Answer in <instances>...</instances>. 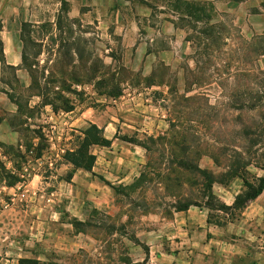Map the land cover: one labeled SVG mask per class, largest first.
I'll return each mask as SVG.
<instances>
[{
	"label": "rangeland",
	"instance_id": "1",
	"mask_svg": "<svg viewBox=\"0 0 264 264\" xmlns=\"http://www.w3.org/2000/svg\"><path fill=\"white\" fill-rule=\"evenodd\" d=\"M31 2L35 14L21 29L19 67L7 65L0 44V264H130L132 254L166 249V219L178 206L209 201L178 168L182 142H169L186 137L192 161L218 174L223 169L203 156L201 141L233 143L259 119L237 108L264 95V2ZM141 93L158 107L166 129L137 139L148 148L140 175L72 191L66 182L77 166L70 155L84 149L87 157V131L93 141L100 138L89 123L105 129L112 122L123 137L120 120L130 104L119 99ZM78 117L84 123L75 126ZM7 124L18 136L10 138ZM255 149L264 154V145ZM249 171L264 175L254 165ZM242 185L238 179L227 188ZM251 232L264 237V230ZM249 249L251 261L264 258V242Z\"/></svg>",
	"mask_w": 264,
	"mask_h": 264
},
{
	"label": "crops",
	"instance_id": "2",
	"mask_svg": "<svg viewBox=\"0 0 264 264\" xmlns=\"http://www.w3.org/2000/svg\"><path fill=\"white\" fill-rule=\"evenodd\" d=\"M256 2L261 4L264 1L256 0ZM31 3V0H0L1 52L7 65L11 67H19L22 63L21 29L23 24L35 14L30 10ZM22 78L26 85L25 75ZM0 95H3L2 91ZM119 100L130 104L128 118L125 121L120 120V129L125 135L119 136L121 134L118 132L119 127L112 122L107 126L104 125L105 129L98 124V121L89 123L102 130L103 137L109 144L93 146L96 149L91 152L94 157L91 170L77 168L70 181L66 182L71 186L72 191L91 190L96 186L100 189L106 188L107 184L101 178L113 184H123L137 178L147 162V150L137 139L141 140L140 137L147 136L156 137L157 134L165 131L166 121L163 116L154 113L159 109L151 99L144 98L141 93L129 97L123 96ZM8 103L11 105L9 100L3 105L7 106ZM10 110L18 113V107ZM86 113L87 111L83 112L82 116ZM141 118L144 120L140 121ZM81 122L84 123L83 117H78L73 120V125L79 126ZM7 127L8 130L5 131L9 133L11 139L13 135L18 136L9 125ZM112 130L114 133L106 134ZM126 134H129V137ZM229 188L214 184L213 192L218 193L221 200L230 206L236 196L244 190V186L242 185L238 190H232V186ZM208 218L209 210L205 207L191 206L185 211L174 212L169 219H166V249L149 247L141 258H136L132 254L130 264H264L261 253L254 261H251L249 255V247L255 240L259 243L264 242V237L255 236L256 232H251L253 228V231H259L260 235L264 230V192L244 208L242 216L237 221H228L226 225L220 227L208 223ZM21 260L23 259H19L17 263L20 264Z\"/></svg>",
	"mask_w": 264,
	"mask_h": 264
},
{
	"label": "trees",
	"instance_id": "3",
	"mask_svg": "<svg viewBox=\"0 0 264 264\" xmlns=\"http://www.w3.org/2000/svg\"><path fill=\"white\" fill-rule=\"evenodd\" d=\"M2 30V25L0 22V32ZM264 55V53H263ZM264 95L259 97L258 105H250L248 107L237 108V110L246 112H256V115L259 119L247 125L239 130L238 140H220L216 139L215 143H209L207 141H201V144L204 145V148L207 150L203 156H208L214 160V163L223 169L220 173H215L206 168H202L194 160L192 161L189 156L190 147L188 146L189 142L186 137L182 138V141H177L175 137L169 142L170 145L176 147L178 143H181L182 151L184 155L178 160V168L188 177V183L193 189H199L198 192L202 194L204 198H208V202L205 205L198 203H187L176 208V211H185L191 206L205 207L209 210H214L218 213L225 214V220L217 217L214 219L212 215L209 214L208 223L214 224L217 226H224L228 221L234 222L240 219L242 212L249 203L256 200L264 192V176L252 175L249 171L250 166H255L264 170V154H259V151L256 150V147L264 145ZM99 131L100 138L94 139L91 138L89 132H86V137L83 141L82 146L87 147V157L84 158V149L78 153L72 154L73 160L75 161L74 165L77 168H85L86 170H91L94 162V157L88 151L94 145H107L109 142L103 137L102 130L99 129L96 125H91ZM91 127V128H92ZM173 128L174 125L171 124ZM204 129H207V126L204 125ZM154 142L153 138H149ZM133 142V141H130ZM141 144L147 151L148 148L145 144ZM255 149V150H254ZM82 153V154H81ZM87 158V160H86ZM259 163H263L260 166ZM77 164V165H76ZM103 182L107 185H111L110 182L101 178ZM240 179L243 182L244 190L238 194L235 198V201L232 205H227L222 200H220L213 192L214 184H221L224 186H229L235 180ZM33 260L23 259L20 261V264L30 263ZM39 262V261H33Z\"/></svg>",
	"mask_w": 264,
	"mask_h": 264
}]
</instances>
